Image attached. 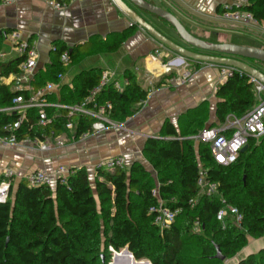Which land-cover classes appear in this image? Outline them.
I'll list each match as a JSON object with an SVG mask.
<instances>
[{
  "label": "trees",
  "instance_id": "trees-1",
  "mask_svg": "<svg viewBox=\"0 0 264 264\" xmlns=\"http://www.w3.org/2000/svg\"><path fill=\"white\" fill-rule=\"evenodd\" d=\"M248 2L245 9L258 21H264V0ZM133 30L131 27L124 33L93 40L72 50L55 42L52 63L39 70L31 81L33 92L49 82H58V76L64 75L71 64L90 53L115 51ZM63 52L69 57L66 65L60 61ZM23 60L21 56L0 63V76L18 74ZM257 63L264 67V63ZM101 75L98 68L83 71L73 79L72 88L63 86L58 98L51 95L47 100L64 106L77 105L99 84ZM125 76L128 83L123 91L108 86L97 98L100 103L110 102L107 115L115 123L138 112L150 90L129 72ZM172 76L169 73L165 77ZM155 84L163 85L164 78ZM20 94L26 96L27 92L0 84V109L10 107L13 98ZM216 97L219 100L216 118L221 125L232 117L242 118L258 104L246 75L234 74L220 86ZM208 109L207 102H202L178 118L177 128L166 121L161 139L145 142L142 152L155 176L140 162H134L129 170L95 171L92 180L82 167L74 170L65 184L55 181L53 188L29 186L23 179L12 184L7 200L0 203V264H108L112 256L110 248L114 252L127 248L137 261L147 260L150 264H224L251 239L264 236V137L258 141L250 138L247 150L239 153L234 164L218 165L208 145L199 143L196 148L192 139L207 127ZM45 111L52 123L42 128L36 125L37 109L27 110L16 131L19 140L44 138L51 132L68 133L77 139L90 132L94 123L92 117L75 116L72 134L64 129L67 110L47 107ZM16 119L13 112L0 113V136L8 134L7 126ZM199 164L206 170L207 180L217 185V193L211 198L196 186ZM156 184L159 198L177 212L166 229H160L149 213L157 204L152 195ZM224 205L239 210L240 225L232 218L216 220V213ZM216 247L224 260L215 258ZM237 264H264V249Z\"/></svg>",
  "mask_w": 264,
  "mask_h": 264
},
{
  "label": "crops",
  "instance_id": "crops-1",
  "mask_svg": "<svg viewBox=\"0 0 264 264\" xmlns=\"http://www.w3.org/2000/svg\"><path fill=\"white\" fill-rule=\"evenodd\" d=\"M145 1L171 12L183 26H185V21L191 25L201 24L209 29L207 32H210L212 36L241 38L242 42L238 43L239 45L264 49V25L262 23L234 24L221 18L223 8L234 5L236 0ZM133 9L163 35L181 46L199 52L183 43L176 33L175 36L173 31L168 30L167 27L170 26L162 20L159 19L161 24L149 16V13ZM130 24L128 16L112 0L76 1L69 3L61 10L53 9L46 0H20L14 4H0V36L4 35L0 42V63H8L20 57L6 38L11 32L18 31L23 40L34 46L38 53L37 72L45 70L46 66L52 63L50 48L55 42H60L72 50L84 43L105 40L113 34L124 33L134 27L133 32L115 51L90 53L71 64L66 73L62 75L61 81H58L59 87L51 94L56 98L60 96L63 86L72 88L73 79L79 73L94 68L100 69L102 73L111 74V79L118 82L122 91L127 85L126 72L132 74L144 88L150 87L138 112L123 122L112 121L104 131L90 134L84 140L75 139L67 133L59 134L67 138L65 144L61 146L53 144L52 148L46 151H40L36 146L28 143L14 147H0V179L5 168H10L15 173L13 183L15 185L31 172L41 170L53 173L60 166L70 171L84 167L89 176L93 178L95 164L117 156H123L129 168L134 162H140L155 176V172L144 158L142 151L148 139H161L160 133L166 121L177 128L180 116L196 108L202 102H207L209 118L206 126L221 125L216 118V104L219 101L216 92L221 86L218 84L219 67L202 63H198L201 66L196 67L194 64L197 62L181 63L177 61V55L157 42L153 36ZM223 26H228V28ZM230 26L238 29L230 28ZM3 46L8 49L7 52L3 50ZM157 49L159 53L155 54ZM84 61L88 62L87 66L79 69L73 67ZM164 64L170 67L169 72L163 68ZM256 66H258L257 62L253 67L264 73L263 66L260 67L261 69ZM181 70L190 72V77L181 80L178 74ZM169 73L173 76L165 77ZM1 77L0 84L16 90L15 82L7 84L8 80L3 81ZM162 78H164V84L157 87L155 83ZM49 104L51 107L61 105L50 102ZM194 142L197 148L199 143L195 140ZM261 249H264V236L251 239L234 258L228 260V263L237 264Z\"/></svg>",
  "mask_w": 264,
  "mask_h": 264
},
{
  "label": "built area",
  "instance_id": "built-area-1",
  "mask_svg": "<svg viewBox=\"0 0 264 264\" xmlns=\"http://www.w3.org/2000/svg\"><path fill=\"white\" fill-rule=\"evenodd\" d=\"M20 0H0V4L8 5L19 2ZM53 9L61 10L67 7L71 2L84 1V0H69V2H57L54 0H46ZM113 1V0H112ZM249 5L248 0H236L232 6H225L221 13V18L227 22L234 24H260L264 25V21H258L254 18L253 14L246 10V6ZM13 50L21 56H24V60L19 65L18 74H11L9 76H2V80H8L7 84L11 82L16 83V90L27 92L26 96L20 94L13 98L12 105L7 108L0 109V113H15L17 114L16 121L7 126L6 136H0V147H14L23 143L33 144L40 151H46L52 148L53 144L63 145L67 142V138L62 137L54 132L50 133V136L44 138L23 139L19 140L16 131L21 127L23 121L26 118L27 110L37 109L38 117L36 119V125L38 127H47L52 123L45 108L51 107L47 101V97L55 92V89L59 87L57 82H49L43 88L37 91L32 90L31 81L33 80L37 72V59L38 53L34 46L30 45L27 41L23 40L21 34L18 31H13L6 37ZM51 50H55L54 46H51ZM159 50H155V54H158ZM60 61L63 65L69 63V57L67 52H63L60 56ZM163 68L167 72L170 71L168 64H164ZM181 80H186L190 77L191 73L187 70H181L179 73ZM234 74L239 76L246 75L238 69L231 67H219V79L218 84L223 85ZM13 76V77H12ZM247 76V75H246ZM12 77V79H10ZM249 82L252 84L254 94L258 100V104L242 118H235L227 120L224 124L217 127H206L199 134L193 136V140L197 143L208 145L213 160L221 166H230L237 161L238 155L244 146H247L249 139L253 138L259 140L264 137V85L254 77H249ZM10 79V80H9ZM62 75L58 76V81H61ZM2 82V81H0ZM5 83V82H4ZM126 80V84H127ZM112 86L117 91H122L121 86L117 81L111 79V74L103 72L99 84L89 91L84 100L74 106L64 105H52L59 109H65L68 111L67 121L64 124V129L67 132L73 134L74 123L72 118L79 115L89 116L94 119L91 131L81 134L77 139L84 140L90 134L99 133L104 131L111 121L108 118L107 112L111 109L110 102L100 103L97 98L101 91ZM55 141V143H53ZM126 161L123 156H117L114 158H108L102 160L94 165V172L98 170H113L115 168L125 169ZM199 176L196 181L197 188L202 194L211 198L217 193V185L207 180V172L201 164H199ZM74 171H70L64 166L58 167L53 173H47L45 171H34L26 175L22 179L27 182L29 186H51L53 181L59 180L61 183H66L67 178ZM15 181V173L10 168L3 169V173L0 179V203H4L9 195L10 188ZM152 195L157 199L156 206L150 208L149 213L153 215L154 223L160 229L169 228L174 222L177 212L172 211L167 207L164 202L159 198L158 185L152 190ZM226 218H232V220L240 225L242 216L236 207L224 205L217 213L216 220L222 222ZM112 253L114 251L109 249Z\"/></svg>",
  "mask_w": 264,
  "mask_h": 264
},
{
  "label": "water",
  "instance_id": "water-1",
  "mask_svg": "<svg viewBox=\"0 0 264 264\" xmlns=\"http://www.w3.org/2000/svg\"><path fill=\"white\" fill-rule=\"evenodd\" d=\"M116 6L128 16L130 25L137 26L155 38L157 42L168 48L178 56L177 61L183 63L197 62L210 64L218 67H231L240 70L247 76L254 77L264 85V73L249 65L247 60H254L264 63V49L238 46L232 44H214L200 40L191 35L183 24L171 12L150 4L145 0H113ZM133 8L145 11L172 27L179 39L190 48L199 52H194L180 44L174 42L167 36L159 32L149 22L144 20ZM247 146L241 149L245 152ZM215 258L224 260L220 250L216 247ZM103 260V256H102ZM127 264H150L147 260L137 261L127 248L113 253V260L109 264H120V261Z\"/></svg>",
  "mask_w": 264,
  "mask_h": 264
},
{
  "label": "rangeland",
  "instance_id": "rangeland-1",
  "mask_svg": "<svg viewBox=\"0 0 264 264\" xmlns=\"http://www.w3.org/2000/svg\"><path fill=\"white\" fill-rule=\"evenodd\" d=\"M158 7H160V6H158ZM148 15L151 16L154 20H156V21H158V22L161 23V21L159 19H157L156 17H154V16H152L150 14H148ZM184 25H185L184 27L188 30V32L191 35H193L194 37H196V38H198L200 40L207 41V42L214 43V44H232V45L243 46V45H239L238 44V43H241L242 42V39L241 38H236V37L235 38L223 37L222 35H217V36L214 35V36H212V35H210V32H207V30H209V29H206L203 25H201V24L191 25V24L188 23V21L187 22L185 21V24ZM223 27H227L228 28V26H223ZM167 28H169L168 30L173 31L174 32L173 34H175V31L172 29V27H167ZM193 28L195 30H193ZM230 28H234V26H230ZM234 29H238V28L235 27ZM175 36H176V34H175ZM245 47H251V46H245ZM3 50L6 51V52L8 51V49L5 48L4 46H3ZM247 62H249L253 66L256 65V62H252L250 60H247ZM87 63H88L87 61H84L83 63L77 64V65H75L73 67L76 68V69H79V68H81L83 66L84 67L87 66ZM167 63H169V61ZM190 65L191 64H189V66ZM258 66H259V68L261 67V65L259 63H258ZM258 66H256V67H258ZM125 168L128 170L129 169V166H126ZM89 179L92 180V177L89 176ZM54 186H55V181H53L52 184H51V187L52 188ZM195 232H198V230L195 229ZM112 260H113V253H112L110 262H112ZM120 264H123L122 261H120ZM124 264H127V263L124 262ZM224 264H229L228 263V260L225 261Z\"/></svg>",
  "mask_w": 264,
  "mask_h": 264
}]
</instances>
